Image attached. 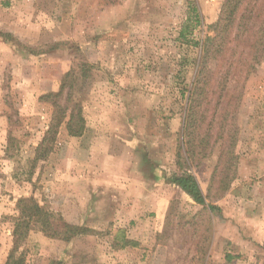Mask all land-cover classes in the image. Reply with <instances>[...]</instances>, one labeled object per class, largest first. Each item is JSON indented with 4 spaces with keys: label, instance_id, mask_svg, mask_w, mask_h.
I'll return each instance as SVG.
<instances>
[{
    "label": "rangeland",
    "instance_id": "374dc122",
    "mask_svg": "<svg viewBox=\"0 0 264 264\" xmlns=\"http://www.w3.org/2000/svg\"><path fill=\"white\" fill-rule=\"evenodd\" d=\"M123 2L132 32L106 29L99 13ZM225 2L0 0V264H264V59L237 90L211 55L185 124ZM252 42H231L234 58ZM54 102L80 103L84 138ZM185 170L205 204L166 183ZM21 198L89 231L65 241L34 223L16 246Z\"/></svg>",
    "mask_w": 264,
    "mask_h": 264
},
{
    "label": "trees",
    "instance_id": "16d2710c",
    "mask_svg": "<svg viewBox=\"0 0 264 264\" xmlns=\"http://www.w3.org/2000/svg\"><path fill=\"white\" fill-rule=\"evenodd\" d=\"M225 1L222 7V17H220L216 25V33H218L213 37H206L202 47V58L199 62L198 73L196 79H194L192 83V89L189 91L185 109V111H188L185 123L188 128L191 125L187 120L189 113L194 110L193 108L199 105L206 90H209L210 84H212V79L209 76V57L211 55L218 54V62H216L218 69L216 73L220 71L224 75L226 79L224 86L230 87L233 85L237 90L238 88L242 90L247 78L256 70L257 64L261 63L264 59V0H250L249 3L246 2V0ZM238 11H241L239 20L236 18ZM251 20H254L252 24L250 23ZM235 27V36H232L231 32ZM241 37L244 38L245 41L250 39L253 41L252 43L243 45L242 50L239 51L240 55H244V48H248L249 55L251 54L250 58H248L249 56L234 58V56L238 54V48L240 49V46L238 44L239 42L234 46L231 45V42L234 40L238 41ZM213 73L214 72H212V74ZM64 90L65 86L62 85L61 90L55 93L54 96L59 97ZM240 94L241 93L232 97L237 100L240 98ZM68 97L67 95V99ZM54 106L57 111H60V114H62L61 117H58L61 122L63 114H66L65 120L69 135L81 136L85 131L86 122L82 113L83 108L80 106V103L75 107L77 111H73L74 109L68 111L65 107L60 108L56 102H54ZM168 181L178 185L186 193L191 195L196 202L200 204L206 203L198 180L189 170L183 171L181 175L174 174L168 177ZM221 183L222 186H226V181L222 180ZM18 206L20 207L21 216L20 219L16 221L13 229L14 244L16 246L26 237L29 227L34 223H36L40 230L47 236L60 238L65 241H69L89 231L87 228H82L67 222L60 216L57 217L56 213L45 209L33 198H21ZM209 208L215 209V206L209 205ZM9 259L8 264H11V256ZM13 264L18 263L14 261Z\"/></svg>",
    "mask_w": 264,
    "mask_h": 264
},
{
    "label": "crops",
    "instance_id": "0c3cea01",
    "mask_svg": "<svg viewBox=\"0 0 264 264\" xmlns=\"http://www.w3.org/2000/svg\"><path fill=\"white\" fill-rule=\"evenodd\" d=\"M129 7H135L134 3L133 2H129V3H124L123 2L122 4L121 3H117L115 5H111V6H108V7L104 8V10H102L99 13V16H102V18H101L102 24H104L106 29L114 28L115 32H120V30L121 31L126 30L128 32L129 31L132 32V27L134 26V21L133 20H132V22H131V24L129 26L125 25V23L123 24V16L125 17L127 15ZM134 13L135 12L132 11L131 15H136ZM132 19H134V18H132ZM113 42L115 43L114 46L124 45V42L123 41L121 42V40H116V41L113 40ZM114 126H115V123H114ZM85 134H86V132H84L82 138H84ZM114 135H115V133L113 132L112 136H114ZM70 139H73V138L70 137ZM96 140H98V139H96ZM127 145H129V143H127ZM107 149H108L107 150L108 154L111 153V155H109L111 157V159H115L116 158L115 153L113 151H110L109 148H107ZM161 180H162L163 183H165L164 182V178H162V179L160 178V180H156V179L151 180V183L152 184H157L158 181H161ZM166 183H170V182L168 181ZM178 188H180V187L178 186ZM180 189L183 190L182 188H180ZM183 192L186 193L184 190H183ZM186 194L191 199H193V197L191 195H189L188 193H186ZM193 201L196 202L194 199H193ZM168 203H169V201L156 202L155 206L157 208H161L162 209V208L165 207L166 204L168 205ZM196 203H198V202H196ZM198 204H200V203H198ZM226 258H227V260H230L231 258H234V257H233V255L227 254Z\"/></svg>",
    "mask_w": 264,
    "mask_h": 264
}]
</instances>
